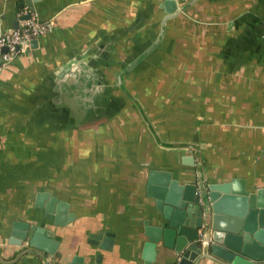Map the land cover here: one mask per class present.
Returning <instances> with one entry per match:
<instances>
[{
    "label": "crops",
    "instance_id": "crops-1",
    "mask_svg": "<svg viewBox=\"0 0 264 264\" xmlns=\"http://www.w3.org/2000/svg\"><path fill=\"white\" fill-rule=\"evenodd\" d=\"M165 2L0 0V30L52 22L0 72V264H143L145 222L162 213L151 170L264 189V0H175L162 25ZM75 57L72 75L97 78L88 111L66 81ZM39 192L74 214L52 226L55 255L13 243L15 224L49 221ZM101 232L110 251L89 242Z\"/></svg>",
    "mask_w": 264,
    "mask_h": 264
},
{
    "label": "water",
    "instance_id": "water-1",
    "mask_svg": "<svg viewBox=\"0 0 264 264\" xmlns=\"http://www.w3.org/2000/svg\"><path fill=\"white\" fill-rule=\"evenodd\" d=\"M164 6L170 16L176 10L174 1H167ZM36 41L37 38L26 46ZM79 59L75 57L68 63L66 67L70 72L65 80L78 88L84 86L86 94L82 93L81 100L75 97L76 92H71V96L83 101L84 110L88 111V105L96 104L97 78L91 70L80 76L72 75L74 69H78ZM198 168V180L186 184L173 179L167 171L149 172L147 194L156 199V207L162 213L152 224L145 222L147 240L142 250L143 264H154L159 255L163 256L164 264H264V189L249 192L236 180L206 185L200 166ZM35 206L44 209L49 228L39 224V220L31 227L32 231L15 224V228L23 232L13 230L12 237L16 239L13 243L25 242L40 252L55 255L59 241L55 239L52 226L72 222L74 214L68 212L67 202L46 192L37 194ZM91 235L95 237L89 241L91 244L103 250L112 249V233ZM100 257L97 254V258ZM78 260L80 257L76 256L67 264H77Z\"/></svg>",
    "mask_w": 264,
    "mask_h": 264
},
{
    "label": "built area",
    "instance_id": "built-area-1",
    "mask_svg": "<svg viewBox=\"0 0 264 264\" xmlns=\"http://www.w3.org/2000/svg\"><path fill=\"white\" fill-rule=\"evenodd\" d=\"M52 30V22L41 21L33 13L20 21L16 28L0 30V72L12 59L25 51L27 43Z\"/></svg>",
    "mask_w": 264,
    "mask_h": 264
},
{
    "label": "flooded vegetation",
    "instance_id": "flooded-vegetation-1",
    "mask_svg": "<svg viewBox=\"0 0 264 264\" xmlns=\"http://www.w3.org/2000/svg\"><path fill=\"white\" fill-rule=\"evenodd\" d=\"M167 1H174L175 2V0H166V2ZM176 3V2H175ZM178 12V13H177ZM181 11L179 10V11H176L175 10V12L173 13V14H171V16L170 15H168L167 13H166V17H165V20H163V24L162 25H164L165 24V22L168 20V19H172V18H175L177 15H179V13H180ZM131 116H133L134 118H135V116H136V114L135 113H133V112H131ZM183 147H185L184 149H186V150H188V151H192V152H194V153H196V151H198V153H200L199 155L202 157V148H199V146L197 145V144H190V145H186V146H183ZM197 148H199V149H197ZM201 160H203V158L201 159ZM197 164H198V162L197 163H195V166H197ZM201 165H202V162H201Z\"/></svg>",
    "mask_w": 264,
    "mask_h": 264
}]
</instances>
